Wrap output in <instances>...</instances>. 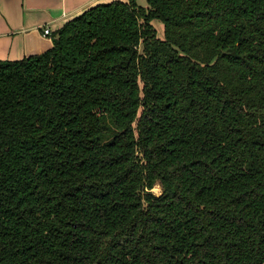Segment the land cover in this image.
<instances>
[{
	"label": "trees",
	"instance_id": "1",
	"mask_svg": "<svg viewBox=\"0 0 264 264\" xmlns=\"http://www.w3.org/2000/svg\"><path fill=\"white\" fill-rule=\"evenodd\" d=\"M0 264H264V0L101 3L0 59Z\"/></svg>",
	"mask_w": 264,
	"mask_h": 264
},
{
	"label": "crops",
	"instance_id": "2",
	"mask_svg": "<svg viewBox=\"0 0 264 264\" xmlns=\"http://www.w3.org/2000/svg\"><path fill=\"white\" fill-rule=\"evenodd\" d=\"M112 1L0 0V59L16 60L45 52L68 20L92 6ZM46 27L51 28V35H44Z\"/></svg>",
	"mask_w": 264,
	"mask_h": 264
},
{
	"label": "rangeland",
	"instance_id": "3",
	"mask_svg": "<svg viewBox=\"0 0 264 264\" xmlns=\"http://www.w3.org/2000/svg\"><path fill=\"white\" fill-rule=\"evenodd\" d=\"M140 4L144 5L146 4V0H139ZM154 25L157 29V32H158V36L161 37V38H164L165 36V27H164V23L162 21H158V20H155L154 21ZM152 191L157 194V195H160L162 193V187L160 184H156L154 186V188L152 189Z\"/></svg>",
	"mask_w": 264,
	"mask_h": 264
},
{
	"label": "built area",
	"instance_id": "4",
	"mask_svg": "<svg viewBox=\"0 0 264 264\" xmlns=\"http://www.w3.org/2000/svg\"><path fill=\"white\" fill-rule=\"evenodd\" d=\"M52 34V30H51V28L50 27H46L45 29H44V35H51Z\"/></svg>",
	"mask_w": 264,
	"mask_h": 264
}]
</instances>
